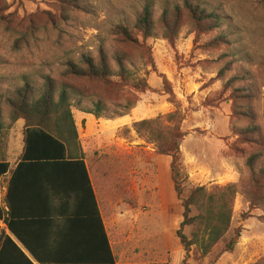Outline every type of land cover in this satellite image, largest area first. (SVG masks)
<instances>
[{
  "label": "rangeland",
  "instance_id": "374dc122",
  "mask_svg": "<svg viewBox=\"0 0 264 264\" xmlns=\"http://www.w3.org/2000/svg\"><path fill=\"white\" fill-rule=\"evenodd\" d=\"M187 2L221 15V26L197 29ZM146 5L154 36L144 39L135 32L139 45L123 43L116 27L134 29ZM176 7L183 16L168 39L162 15ZM100 51L114 71L116 56L125 53L127 68L148 87L118 78L62 82L68 61L83 55L97 60ZM47 77L58 88L67 84L78 91L71 95L72 112L82 142L102 161L106 184L99 194L105 211L155 210L158 222L171 218L177 233L184 210L171 178V157L159 152L154 138L166 142L179 130L184 197L195 187L237 190L226 239L206 257L192 247L188 264H264V0H0V94L10 96L29 84L37 99ZM98 103L105 118L89 127L83 110H95ZM123 113L128 126L105 127L106 119ZM4 121L10 125L7 116ZM143 121L148 124L139 135L133 124ZM23 129L21 121L11 126L15 151ZM135 183L141 197L135 196ZM237 230L234 251L223 253ZM193 232L184 229L188 238Z\"/></svg>",
  "mask_w": 264,
  "mask_h": 264
},
{
  "label": "trees",
  "instance_id": "16d2710c",
  "mask_svg": "<svg viewBox=\"0 0 264 264\" xmlns=\"http://www.w3.org/2000/svg\"><path fill=\"white\" fill-rule=\"evenodd\" d=\"M194 25L197 29L206 28L211 31L221 26L222 17L216 12H207L200 6L185 4ZM183 16L182 9L176 7L172 10H164L162 22L167 38L172 39L174 28L179 24ZM116 34L121 37L123 43L127 45H139L138 34L144 39L154 36V21L152 19V10L149 5L144 7L143 13L137 18L134 29L127 26L119 25L115 29ZM135 32L138 34L136 35ZM125 53H119L115 62L117 71L113 70L108 64L104 51H100L99 58L96 60L91 56L83 55L78 61H68L65 64L62 82L85 81V82H112L113 78H118L121 82L134 83L138 89H146L147 82L144 78H136L133 72L126 66ZM46 88L42 95L34 99L33 91L29 84L16 90L12 95L0 94V223L6 226V229L12 236L6 233L5 228L0 224V264H35L34 261L25 254L23 249H27L33 259L38 264H60L54 258L46 254L42 255L35 239L25 235V214H22L19 188L20 176L22 170H31L34 168H58L79 164L84 170L87 180L88 189L92 194V201L96 217L102 227L103 236L106 240L103 224L101 221L100 211L97 204L96 195L93 194L91 181L88 171L82 159L85 154L82 152L79 140L74 114L72 112L73 104L71 95L78 91L64 84L58 88L50 77L45 79ZM104 105L98 103L95 110H83L86 114H92L97 119L105 118L103 114ZM123 113L119 117L126 116ZM5 116L10 120V125H5ZM171 115L170 118H173ZM24 123L23 141L24 153L21 162L14 170L9 181L7 195L4 200L1 198V181L9 173L10 164L7 161V149L11 136V126L17 122ZM148 122H137L133 127L140 135L142 127ZM151 124V123H150ZM165 138V137H164ZM162 137H155V142L159 145V152L171 157V178L174 184L176 194L183 207V221L176 233L184 250L183 264H188L192 247H196L202 257L208 256L213 248L221 241L225 240L231 228L233 214V200L237 194L235 185H228L223 188H216L208 192L205 187H195L190 189L189 195L184 197L185 178L183 174V156L180 151L183 135L179 130L168 134L167 141L164 142ZM150 141H153L149 138ZM159 140H161L159 144ZM95 154L93 158H97ZM78 159V161H74ZM101 175V172H100ZM102 174L101 176H104ZM56 186H52L48 193L44 195V202L53 204L57 191ZM5 203L6 207L3 206ZM193 210L197 215L193 216ZM43 219H52L54 214L48 210H43ZM49 217V218H45ZM186 227H193L194 232L191 238L184 234ZM45 235L47 239L58 238V225L55 223H46ZM241 236L240 231L226 242L223 253H232ZM14 237V238H13ZM23 247H21L20 245ZM111 264H115L112 251L110 249Z\"/></svg>",
  "mask_w": 264,
  "mask_h": 264
},
{
  "label": "crops",
  "instance_id": "0c3cea01",
  "mask_svg": "<svg viewBox=\"0 0 264 264\" xmlns=\"http://www.w3.org/2000/svg\"><path fill=\"white\" fill-rule=\"evenodd\" d=\"M128 119V116L106 119L105 127L120 130L131 123ZM83 120L89 127H94L97 122V118L92 114H86ZM76 126L81 149L85 154L82 160L88 171L93 194L96 195L106 240L95 214L92 194L88 189L84 170L79 164L22 170L19 195L21 213L25 214V235L30 234L36 240L42 255L49 254L60 264H111L110 249L115 264H182L184 250L175 233L171 218H166L162 223L158 222L159 213L151 209L143 212L139 206L119 213L105 211L100 197V194L103 196L101 192L106 184L100 175L102 161L93 158L94 151L91 152L87 144L82 142L83 138L77 123ZM23 139L22 135V144L15 151L10 143V136L6 152L10 171L1 181L2 200L7 195L12 174L21 162L24 153ZM52 186L57 188V197L54 203L50 204L44 202V195ZM135 196H142V190L136 187V183ZM3 206L6 207L5 203ZM43 210L47 212L50 210L54 217L43 219L41 215L46 214ZM147 214H150L149 218H143ZM46 223L58 225V238L47 239ZM0 224L5 228L6 233L12 236L6 226ZM170 238L173 242L169 241ZM23 250L35 264H38L26 248Z\"/></svg>",
  "mask_w": 264,
  "mask_h": 264
}]
</instances>
